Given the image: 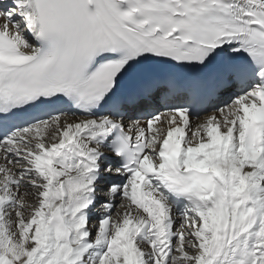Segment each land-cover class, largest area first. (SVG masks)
Returning a JSON list of instances; mask_svg holds the SVG:
<instances>
[{
	"label": "snow or ice",
	"instance_id": "obj_1",
	"mask_svg": "<svg viewBox=\"0 0 264 264\" xmlns=\"http://www.w3.org/2000/svg\"><path fill=\"white\" fill-rule=\"evenodd\" d=\"M0 264H264V0H0Z\"/></svg>",
	"mask_w": 264,
	"mask_h": 264
},
{
	"label": "bare ground",
	"instance_id": "obj_2",
	"mask_svg": "<svg viewBox=\"0 0 264 264\" xmlns=\"http://www.w3.org/2000/svg\"><path fill=\"white\" fill-rule=\"evenodd\" d=\"M203 117H201V119H202ZM194 120V119H193Z\"/></svg>",
	"mask_w": 264,
	"mask_h": 264
},
{
	"label": "rangeland",
	"instance_id": "obj_3",
	"mask_svg": "<svg viewBox=\"0 0 264 264\" xmlns=\"http://www.w3.org/2000/svg\"><path fill=\"white\" fill-rule=\"evenodd\" d=\"M203 117V116H202Z\"/></svg>",
	"mask_w": 264,
	"mask_h": 264
}]
</instances>
